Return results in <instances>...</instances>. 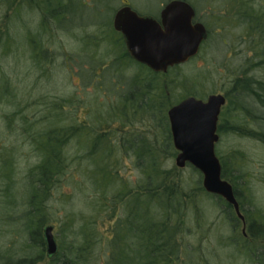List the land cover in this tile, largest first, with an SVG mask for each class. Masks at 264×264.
Returning <instances> with one entry per match:
<instances>
[{
    "label": "trees",
    "instance_id": "obj_1",
    "mask_svg": "<svg viewBox=\"0 0 264 264\" xmlns=\"http://www.w3.org/2000/svg\"><path fill=\"white\" fill-rule=\"evenodd\" d=\"M110 1L0 0L5 13L0 21V134L23 138L15 146L10 142L0 148V264H181L191 226L204 227L211 219V210L199 202L200 198L208 200L220 213V222L230 228L231 257L262 263L264 213L244 178V153L234 151L230 161L216 149L222 176L233 185L247 220L246 237L237 235L239 219L233 207L204 190L197 169L192 168L199 177L191 184L182 169L168 166L176 150L166 108L189 95L200 97L188 92L180 99L169 98L171 83L162 79L163 75L183 65L154 72L135 61L113 28L112 3L117 0ZM76 5L86 13L73 20ZM108 6L111 16L101 18ZM238 20L249 23V34H255V43L260 45L255 49L257 60L241 68L226 91L225 106L227 102L233 105L222 108L219 121L224 123L218 125V134L249 137L264 146V73L260 77L248 74L251 66L264 67V8L241 6ZM89 27L94 28L91 34H71ZM65 33L78 37L79 62L85 65L80 66L79 79L84 86L90 84V63L94 69L98 67L90 56L91 48L106 49L108 45L113 49L106 81L114 80L116 72L112 70L136 68L133 78L118 80L115 100L97 110L91 120L90 98L82 104L76 95L33 96L27 91L29 82L24 76L29 71L51 76L46 70L54 63L56 44L61 45L60 37ZM9 55L11 62L7 61ZM101 78L98 80L103 81ZM135 125L144 130L137 131ZM21 143H26L35 157L24 176L17 167ZM126 158L137 173L134 182L121 175ZM73 170L81 176L77 182L79 189L83 185L79 193L84 206L82 211L66 214L68 222L55 236L58 252L49 258L43 228L52 222L53 194L65 178H72ZM105 219L114 221L111 238L103 237L96 228L97 222ZM66 236L70 238L64 248ZM192 254L187 258L195 259V252Z\"/></svg>",
    "mask_w": 264,
    "mask_h": 264
},
{
    "label": "rangeland",
    "instance_id": "obj_2",
    "mask_svg": "<svg viewBox=\"0 0 264 264\" xmlns=\"http://www.w3.org/2000/svg\"><path fill=\"white\" fill-rule=\"evenodd\" d=\"M77 1L78 0H76V4ZM127 1H129L132 7L139 12H156L158 10V2H161L162 0ZM194 1L198 11L201 14L207 13L208 18L213 17L218 25L216 26L217 28L215 27V31L213 32L214 40L208 45V47L204 46L201 52L188 64L180 66L166 76L163 75L162 79L165 81L168 80L171 83V92L168 94L170 99L171 97L172 99L175 97L180 99L181 97L186 96L188 92L195 93L203 99H205L210 93H225L231 89L233 79L241 74V68L246 69L249 67V64H253V62L257 60L255 49L260 44L255 43L258 42L255 40V34L252 32V34H249V23H244L238 20V16L240 15L241 6H249L253 10H259L264 8V0ZM231 1L234 2L233 5ZM112 4H114L112 16L111 11L109 12L111 7L108 6L102 15H100L101 18L111 16L112 20L113 14L121 5V0L114 1ZM77 8L78 9H74L73 20H77L85 16L84 13L86 12H83L84 10H82L80 6ZM231 10L236 13V17L232 23L230 20L225 23L226 18L230 17ZM4 14L5 13L0 9V21H3L1 16ZM222 14H225V16H222V20L219 21V17H221ZM30 24H32L31 21ZM93 30L94 28L89 27L82 30V32L73 30L74 32H71V34H91L93 33ZM69 35L70 34L67 35L66 33L62 34L60 38L63 39V42L61 45L56 44L58 46L54 51L56 59L46 70L51 75L50 77L47 76L49 79H47L46 75L44 77L40 75L41 72L37 70L34 72L29 71L26 76L27 78L24 76V80L29 82L27 84V91L28 94L33 92V96H41L45 93L63 96L76 95L78 100L80 99L83 101L82 104H84L85 101H89L88 99L90 98L91 120L97 110L100 108L103 110L106 107L105 105H108L115 100L116 96L113 92L115 89L114 87L118 85V80H123L125 78L128 80L133 78L136 68H121V72L119 69L118 72L112 70L116 72L114 80L108 79V81H106V72L108 71L107 67L112 64L114 58L113 49L108 48V45L106 49H103L101 46L99 48H91L90 56L94 58L98 67L94 69L91 66L92 62L90 63V84L84 86L82 80L79 79L80 66L81 68H84L85 65L79 62L81 60V51L77 48L78 43L75 42L78 37L76 36V38L74 36L73 38V35L72 37ZM8 60L11 62L10 55L7 61ZM6 63L8 64L7 69H10L9 63ZM261 66L254 68L251 66L252 70L250 72L247 71L248 74L251 73L254 77L262 76L264 73V67L263 64H261ZM95 71L100 74L96 75ZM101 77H103V81L98 80ZM46 79L48 81H46ZM32 88H34V90H32ZM77 104L78 102L76 101L75 106ZM228 104L230 106L233 105V103L230 104V102H227L225 107H227ZM170 106L171 105H168L166 108V114ZM84 111H86V109L80 112V119L84 115ZM219 123H224V120H220ZM134 128L137 129V131L144 130V128L139 125H135ZM22 140V136L19 135H14L10 138L0 134V148L10 142L15 146L22 142ZM20 145L21 146L18 148L20 160L17 167L19 173L23 175V173H25V171L33 165L35 157L32 155L26 143L23 145L21 143ZM216 149L219 150V156L223 157L225 160L230 158V161L234 156V151L237 150V155L239 153H244L243 155L246 160L243 166L244 168H242V171H244V178L252 190L251 193L253 195V199L260 210L264 213V146L261 145L259 141L249 137H237L234 134H222L219 135V139L215 144V151ZM175 155L176 154L172 155L168 159V166L175 165ZM123 161L124 163L121 164V175L129 181L134 182L135 177H137V173L133 168L132 162H130V159L127 158L125 160L123 159ZM192 168L194 167L189 164L180 168L183 170L184 178L188 179L191 184L194 180H198L199 177L198 174L193 172ZM71 173L72 178H65V181L61 184L59 191L55 192L52 196V222L50 224H53V233L56 237H58L57 234L60 230L59 227L62 225L64 226L65 222H68L65 221L66 214L73 211H82L84 206V197L79 193V191L83 189V185H80L81 188L79 189L78 183L81 180V176L75 170ZM199 202L202 203L208 210H211V219L207 225H204V227L200 226V228H195V225L191 226L189 230L190 233L188 232L185 236L187 249L182 256L185 258L184 261L181 260V264H254V262L250 259L246 260L243 257H238L237 255V257H231L230 252L233 250L231 251L228 246L230 239H232L230 238L231 236H229L230 228L226 225L224 226L220 222V213H217L218 210L215 211V209L211 207L208 200L200 198ZM74 223L77 224V222ZM111 224H114L113 220L105 219L103 223L98 221L96 228L100 233H102L103 237L106 236L107 238H111ZM241 229L242 224L239 222V226L237 228L238 236L242 234ZM12 236L16 237L15 234H12ZM69 238L70 237L66 236L63 239V247L68 244ZM246 241L250 243L252 248L255 247L254 243L250 242L251 240L248 239ZM193 251L195 252V259L187 258V256L191 257L193 255Z\"/></svg>",
    "mask_w": 264,
    "mask_h": 264
},
{
    "label": "water",
    "instance_id": "obj_3",
    "mask_svg": "<svg viewBox=\"0 0 264 264\" xmlns=\"http://www.w3.org/2000/svg\"><path fill=\"white\" fill-rule=\"evenodd\" d=\"M193 8L186 2L173 0L160 14L159 23L152 16H140L130 6L121 7L113 16V28L118 31L129 55L154 72H166L197 54L206 37L204 26L191 23ZM226 98L222 93H210L205 99L186 96L167 110L175 165L193 166L202 175V187L207 193L223 198L243 221L233 185L222 176L220 159L215 151L219 139L218 118ZM53 225L43 228L47 257L58 252Z\"/></svg>",
    "mask_w": 264,
    "mask_h": 264
},
{
    "label": "flooded vegetation",
    "instance_id": "obj_4",
    "mask_svg": "<svg viewBox=\"0 0 264 264\" xmlns=\"http://www.w3.org/2000/svg\"><path fill=\"white\" fill-rule=\"evenodd\" d=\"M171 1H173V0H162L161 2L159 1L158 2V10L156 11V12H139V11H137L136 9H134L133 7H132V5L129 3V1H127V0H121V5L119 6V8L117 9V10H119L121 7H123V6H125V5H128V6H130V8L131 9H133L138 15H140V16H152V17H154L159 23H161L160 22V14H161V12H162V10L165 8V6L169 3V2H171ZM180 1H183V2H186V3H188L192 8H193V10H194V16H193V18H192V20H191V23L192 24H195V23H197V22H199V23H201L203 26H204V28H205V30H206V37L202 40V42L200 43V46H199V49H198V52H197V54H195L194 56H192V57H190L188 60H186L185 62H183V63H180V64H176V65H185V64H188L189 62H191L200 52H201V50H202V48L204 47V46H206V47H208V45L209 44H211L212 42H213V32L215 31L214 29H215V27L218 25L217 24V22L214 20V18L213 17H207V13H200L199 11H198V9H197V6H196V3H195V1L194 0H180ZM204 0H202V2H203ZM232 2V5H233V1H231ZM117 10L115 11V13L117 12ZM231 13L233 12L232 10L230 11ZM238 12V11H237ZM114 13V14H115ZM230 13V17H227L226 18V20H225V23L227 22V21H229L230 20V22L232 23L233 21H234V19H235V14L236 13H232L231 14ZM114 14H113V16H114ZM222 16H225V14H222L221 15V17H219V21L220 20H222ZM112 20H113V18H112ZM217 28V27H216ZM123 42H124V40H123ZM124 45H125V43H124ZM125 48H126V46H125ZM127 50V49H126ZM175 66V65H174ZM173 67V66H172ZM169 68H171V67H169ZM168 68V69H169ZM167 69V70H168ZM167 72V71H166ZM222 94H224V96H225V98H226V101H227V94H226V92L225 93H222ZM225 106V105H224ZM224 106H222V108L224 107ZM222 108H221V110H222ZM221 113V112H220ZM219 117H220V115H219ZM220 123H219V118H218V125H219ZM239 219V218H238ZM244 219H245V216H244ZM239 222H241V224H242V228H243V221L242 220H240L239 219ZM247 228H248V223H247V220L245 219V221H244V232H243V230L241 229V231H242V234H243V236H248V234H247ZM263 245H264V242H263ZM264 248V247H263ZM262 263H259V264H264V260L263 261H261Z\"/></svg>",
    "mask_w": 264,
    "mask_h": 264
}]
</instances>
